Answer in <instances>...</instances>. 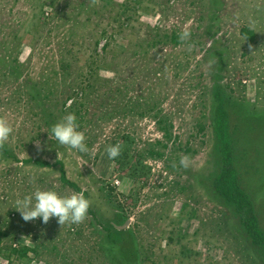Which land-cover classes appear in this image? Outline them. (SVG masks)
Here are the masks:
<instances>
[{
    "label": "rangeland",
    "instance_id": "rangeland-1",
    "mask_svg": "<svg viewBox=\"0 0 264 264\" xmlns=\"http://www.w3.org/2000/svg\"><path fill=\"white\" fill-rule=\"evenodd\" d=\"M215 85L264 229V0H0V264H264L209 184ZM69 112L87 153L48 134ZM49 187L86 218L13 208Z\"/></svg>",
    "mask_w": 264,
    "mask_h": 264
},
{
    "label": "trees",
    "instance_id": "trees-1",
    "mask_svg": "<svg viewBox=\"0 0 264 264\" xmlns=\"http://www.w3.org/2000/svg\"><path fill=\"white\" fill-rule=\"evenodd\" d=\"M242 33L253 39V30L242 27ZM177 41L178 36H175ZM213 171L209 174V184L213 192L233 209L238 218L241 229L251 244L264 256V229L260 225L258 215L252 200V194L247 190L240 178L238 164L239 139L231 129V118L227 107V97L223 89L214 86L213 90ZM167 129V127H164ZM240 157L239 159H241ZM46 164V162H41ZM62 180L80 190L78 185L66 178L62 169ZM83 195L87 198L86 192ZM122 232V230H118ZM124 233V232H123ZM1 234V233H0ZM258 251V252H259Z\"/></svg>",
    "mask_w": 264,
    "mask_h": 264
},
{
    "label": "clouds",
    "instance_id": "clouds-1",
    "mask_svg": "<svg viewBox=\"0 0 264 264\" xmlns=\"http://www.w3.org/2000/svg\"><path fill=\"white\" fill-rule=\"evenodd\" d=\"M190 31L180 34L182 41H188ZM191 46V45H189ZM12 128L6 119L0 118V144H3L12 133ZM48 134L55 138L59 145L70 147L81 153L89 151L85 142V133L80 130L75 113L69 112L54 123ZM107 156L113 159L120 155L121 145L119 142L106 148ZM180 164L188 167V157H181ZM13 208L21 213L25 221L41 218L43 222L56 217L58 223L79 224L87 216L90 201L82 192H72L70 195H61L54 187L36 188L33 192L24 194L13 201Z\"/></svg>",
    "mask_w": 264,
    "mask_h": 264
}]
</instances>
